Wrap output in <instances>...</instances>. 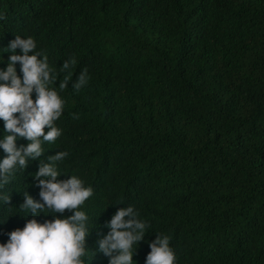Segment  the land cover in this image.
I'll use <instances>...</instances> for the list:
<instances>
[{"label":"trees","instance_id":"1","mask_svg":"<svg viewBox=\"0 0 264 264\" xmlns=\"http://www.w3.org/2000/svg\"><path fill=\"white\" fill-rule=\"evenodd\" d=\"M16 35L47 55L65 105L62 135L3 189L0 244L27 220L73 214L19 207L24 191L42 203L34 174L67 151L57 179L75 175L94 190L81 208L95 253L86 264H108L96 241L128 205L151 226L134 264H145L157 233L169 236L175 264H264V0H0V70ZM83 68L90 79L76 92Z\"/></svg>","mask_w":264,"mask_h":264},{"label":"clouds","instance_id":"2","mask_svg":"<svg viewBox=\"0 0 264 264\" xmlns=\"http://www.w3.org/2000/svg\"><path fill=\"white\" fill-rule=\"evenodd\" d=\"M18 48L22 55L15 54ZM36 49L32 37L22 39L19 35L4 49L13 53L6 70H0V120L4 122L5 132L0 138V149L6 154L0 161V202L4 204H10L11 194L3 189L12 182L16 172L24 171L29 160L42 156L44 143L53 144L62 135L56 121L63 113L65 101L53 87L58 73L50 67L47 55ZM17 62L21 65L22 79L17 75ZM76 63L74 56L63 61L59 73L66 75L59 81L60 91L67 88ZM89 79L87 68L81 69L72 83L74 91L79 92ZM72 115L74 119L79 118ZM45 128L49 130L45 132ZM18 137L26 139L27 145L17 147ZM67 156V151H58L48 156L47 163L41 161L34 178L38 181L36 186L40 188L42 203L24 191V202L19 207L33 217L46 214V210L51 214H63L66 210L73 214L43 223L33 218L26 221L23 229L8 233L7 243L0 244V264H86L89 252L95 255L86 247L89 216L81 210L94 190L75 175L67 180L57 179L62 174L58 165ZM139 216L135 207L128 205L119 208L107 222L110 231L96 241V251L109 258L108 264H134L136 246L151 227ZM149 247L145 264H175L176 255L170 247L169 236L157 233Z\"/></svg>","mask_w":264,"mask_h":264}]
</instances>
